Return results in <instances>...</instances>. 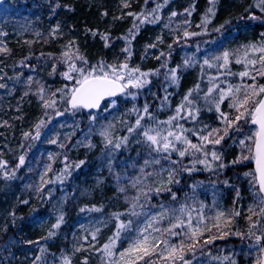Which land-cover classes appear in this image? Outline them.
<instances>
[{"label":"trees","instance_id":"1","mask_svg":"<svg viewBox=\"0 0 264 264\" xmlns=\"http://www.w3.org/2000/svg\"><path fill=\"white\" fill-rule=\"evenodd\" d=\"M7 3L0 6V9H3L2 7L11 8L15 17L22 18L24 21L26 18L29 26L38 28L44 35L37 41L38 43L33 45L34 48L39 47L42 55H50L55 58L53 55H64L73 51L87 62L84 64L82 60L75 57L74 64L77 68L86 67L91 70L92 66L99 65L101 62L105 65L116 66L127 63L129 69L138 68L140 72L149 74L145 78L148 83L137 88L135 99L129 100L126 94L114 99L116 107L119 106L121 110H127L130 113L127 114L129 116L127 126L120 131L112 132L113 144H103L99 140V136H95L90 141L91 146L82 145L75 149H72L71 146L64 148L63 144L59 146L58 141L56 146L52 144V147L57 149V157L47 174V180L52 183L49 188H40L36 192L29 190L30 188L22 189L20 187L21 174L18 173L16 177L7 173L5 176L0 174V264H59L63 257L73 258V262L76 264H105L103 259L106 261V258L100 257L102 248L109 242V238L118 231L117 224L128 225L129 221L132 224L133 204L129 205L122 193L125 191L122 187L127 183L124 182L127 178L122 182L123 178H116V173L112 175L111 179L107 177V174L99 181L89 177V173L97 165V158L107 151L111 152L114 162L113 170L117 171L118 175L120 169L123 174L126 173L129 163L134 164L139 153L147 152L149 149V147H143V143L138 137H143V127L132 133L136 135L135 142L132 141L133 135L127 131L129 126L135 125L137 119L138 114L132 111L133 108L139 110V115L144 116L142 125L155 126L154 121L144 113L145 105L148 106V112L155 118V121H165L164 116L171 109V105L178 99H184L190 92L189 99L192 104L189 116L181 123L173 121L172 126L161 124L160 128H173L176 124L182 125L185 130L182 134L194 144L200 143L199 135L202 134V130L203 134L207 135V131L211 129H220V133L213 136V139L219 138V135H223L225 127L222 120L218 119L220 113L216 111L214 104L206 106L202 101L207 85H210V80L200 75L193 67L178 75L179 85L175 88L172 87L171 82L167 80L168 74L160 70V65L165 64L167 60L172 62H169L170 64L177 63L179 59V52H176L178 43L169 40L172 45L165 48L170 45V43L166 45L165 41L169 35L162 30L158 23L156 19L158 15L156 11L153 12V9H157V5L153 7L151 0H12L11 3ZM159 3L163 5L161 8L169 4L174 5L176 9L184 7V10H196L195 13L198 15L195 17L202 14L211 4L210 0H168L167 4L161 0ZM150 10L152 11L151 15H149ZM254 12L256 13V11ZM145 17L148 20H155V22L146 21L141 24L140 20ZM243 23L239 32L233 31L232 37H236L244 46L250 42L255 45H264V28L249 29L248 24ZM134 24L139 25L138 29L133 27ZM9 31L0 26V33H3L7 42L5 53L11 55L5 56L3 53L0 72H3L6 84L14 88L16 95L21 96L25 116L21 120L13 119L8 128H2L4 134L0 141V149L2 148L5 151L2 153L6 155L12 152L20 155L23 151V147L20 148V136L25 130L32 131L34 129L28 127L38 118L40 106L30 92L25 95L19 93L20 83L27 73L26 67H32L33 64L20 66L17 71L13 72L18 61L25 63L28 56L34 55L29 53L32 48H29V42L23 41V38H15L14 35H10L8 38ZM240 31L244 33L241 34ZM102 36L106 39H102ZM230 36L226 35L225 41L229 40ZM13 60L14 65H12ZM259 64L261 63L259 62ZM69 67H64L63 70L50 69L49 85L55 84V90L61 89L58 83H69L68 89L75 86L78 73L69 72ZM64 73H68L73 79H67L63 75ZM56 77L57 80H55ZM209 78L214 80V76ZM167 83L170 85L171 93L165 89ZM229 84L230 82L227 85ZM260 84H264V76L257 81V85ZM127 90L128 88L125 93L131 92ZM217 92L219 89L212 91L210 98H216ZM9 96L10 94L7 95L8 98ZM227 100L220 104V110L234 119L232 111H228L225 107ZM157 102L160 103L158 108L156 107ZM161 102L167 106L161 105ZM107 104L108 102L104 103L102 108ZM64 109L66 110L64 113L65 122L70 127L76 124H80L81 127L82 125L96 127L101 122V118L96 115L100 114L98 112L101 109L96 112H87L82 108L72 110L68 108L66 102ZM73 114L77 118L72 121L71 115ZM192 116H195V119H192ZM205 125L208 126L207 129L204 128ZM162 130V134L166 135L167 131ZM172 131L175 132V130ZM180 132L179 128L177 133ZM193 132L196 135H193ZM236 134L237 131L231 128L228 129V135L224 136L220 144H205V150L215 151L221 157L218 161H213L210 155L206 158L201 152L194 150H189L185 156L181 157L178 151L171 148L168 151L159 152L154 150L156 145L152 148L151 152L159 154L161 158H167L177 169L176 178L169 189L166 192L152 193L150 199L160 201L182 213V218L178 223L169 221L166 227L171 228L173 224L183 221L181 227L172 229L180 235L169 237L170 243L178 247L183 241L182 254L189 264H233V262L241 264L243 253L239 251L237 243L243 241L244 246L247 241L251 240L250 224H255L251 230L256 234L261 235L263 231L261 227L264 225V217H257L251 212H247L251 177L245 176V173L252 171V161L249 160L246 164L233 163L238 160L239 156L238 149L234 146L237 140ZM124 136L128 137L127 142L120 148H115L114 143ZM169 139H173L178 149L182 150L186 147L183 143L174 141L172 137ZM2 153L0 154V164L3 165L2 170L7 172L13 163ZM67 156L73 165L62 164L63 159ZM198 159H207L211 167L208 168L204 164L197 163ZM220 164H223L224 167L221 168ZM6 178L7 180L4 182L3 179ZM214 195L220 197L228 216L220 224L214 225V222H211L212 227L209 232H206L208 230L203 227L204 218L214 217L213 209H211ZM56 198H62V202L60 201L62 213L57 217L63 216V221L59 228H51L44 233L42 238H39L37 232L29 231L30 224L36 223L48 214L51 211V202ZM70 206H75L76 211L71 210ZM78 209H85L97 216L103 215L105 224L96 233L98 250L80 247L75 258L70 255L72 252L70 243L73 241L69 239L68 235ZM95 209H99V211ZM236 212L239 215H234ZM201 216L203 219L199 222L198 238L193 240L190 238L191 229L188 227V222L191 219L193 227H196ZM249 216H252L251 221L248 219ZM258 219L260 223L257 224ZM50 232L55 234L50 236ZM125 233L126 230H122L120 236ZM184 233L188 235L185 236ZM14 240L40 242L39 247L34 246L37 252H34L32 257L24 259L26 256L14 246ZM205 241L210 242L205 243ZM37 257L40 259L38 260ZM153 264H172V261L162 258ZM176 264H181V261L176 260Z\"/></svg>","mask_w":264,"mask_h":264},{"label":"rangeland","instance_id":"2","mask_svg":"<svg viewBox=\"0 0 264 264\" xmlns=\"http://www.w3.org/2000/svg\"><path fill=\"white\" fill-rule=\"evenodd\" d=\"M160 1L161 0H151V5L153 7L158 4L160 5ZM11 2L12 0H8L7 4ZM257 4L258 0H218L214 5L211 3L202 14H199L198 17H195L198 15L195 13L196 10L187 9L191 12V15H189L188 12L184 10V7L182 9H176L174 5L169 4L164 8L160 7L156 11V14L159 17L157 20L162 27V30L169 35L166 37L168 39L165 38L166 45L170 43V45L165 48L171 47V41H177L178 43L176 52H179V59L177 63L170 64L172 62L167 60L165 64L160 65V70H163V73L168 74L167 80L171 82L172 87H178V75L185 72L187 69L195 67L200 75H203L210 80V85H207L205 90L206 93L202 98V101L205 102V105L207 106L209 103L206 101L205 95L208 93L209 88H212L213 91L219 89L220 92V89H227L230 85H257V81L262 77L257 74L258 70H261V64H259L260 57L264 56V52H261L259 49L264 47V45H255L250 42L247 46H244L236 37H232L233 31L236 30L239 32V29L243 27V22L248 24L249 29H253V27H258L259 29L264 28V11H262ZM210 7L214 8V15L208 13L207 10ZM2 8L3 9H0V26L2 29L5 27L6 30H11L7 34L8 38L10 35H14L15 38H23V41L26 40L29 42V48H32V51L29 53L34 55L28 56V60L25 63L18 61L13 72L17 71L20 66L23 67L27 64H33L32 67H26L27 73L20 83L21 88L19 93L25 95V93L30 92L32 96H34L36 103L38 102L40 110L38 111V118L36 121L28 127L34 129L32 131L25 130L20 136V148L23 147V151H21L22 153H20V155H16L15 152L6 155L3 154L5 151H3L2 148L0 149V154L3 152L2 155L7 156L6 158L12 160L13 163L9 169L7 168V172L2 170L3 165L0 164V174L5 176V173H7L10 176L16 177L19 173L22 176L20 187L22 189L30 188L29 190L36 192L40 188H49V185H52V183L47 180V174L57 157V149H54L52 144H55L56 146V142L58 141L59 146L60 144H63L64 148H66V146H71L72 149H75L82 147V145L91 146L90 141L95 136H99V140L103 142V144H106L107 141L101 133L107 130L109 138L111 139L112 132H115L116 130L120 131L127 126L129 121V116L127 114L130 112L127 110H121L119 106L116 107V104L110 106L112 105V102H108L106 107H103L98 112L100 114H96L101 118L99 126L93 127L91 125H82L81 127L80 124H76L70 127L69 124H66V118L64 117L66 110L64 109V104L68 97H66V95L60 90L68 91L72 86L68 89V87H70L69 83H58L61 89L55 90V84L52 86L49 85L50 78L48 77H50V69L63 70L64 67H69L74 64V59L77 57L76 53L70 51L68 54L64 55H53L55 58L50 55H42L39 47L34 48L33 46L44 36L41 34L40 30L38 28L36 29L34 26H29L26 18L24 21L22 18L15 17L11 8ZM253 10L256 11V13ZM151 12L152 11L150 10V13ZM173 12H176L177 15L172 16ZM206 15L208 16L209 23L203 25L202 19ZM251 17H256V19H252ZM221 25H223V27H221ZM216 29H219V31H216ZM185 32L189 33V35L186 36ZM240 33L242 34L244 32L240 31ZM226 35H231L230 39L227 41H225ZM223 40L224 42H222ZM6 44V37L4 38L3 33H0V49H5ZM225 52L229 54L226 64L223 59V54ZM3 53H5V51H0V69H2L1 60L3 59ZM7 55L11 56L9 53H5V56ZM188 57H193V61L190 65L186 66L184 61ZM215 57H220V59L217 60ZM205 59L209 61L212 65L211 67L204 63ZM237 60H239L240 63H237ZM250 61H256V63L252 64ZM12 65H14V60ZM221 65L224 66L221 67ZM172 69H176L177 80L175 83L172 81L170 71ZM244 71H247L249 75L241 77L239 73ZM210 76H214V80H211L209 78ZM251 77H255V81H253ZM55 80H57V77ZM228 82H230L229 85H227ZM0 84L4 85V87H0V141H2V135L4 134L2 128H8L15 118L17 120L23 119L25 111L23 109V102L20 99L21 96H18L19 94L16 95L14 88L6 84L3 72H0ZM165 89L171 93L169 91L170 85L168 83L165 85ZM127 91H131L129 93L134 94V97L133 95H127L129 100H133L137 97V88L128 87ZM219 92L215 95L216 99L219 98ZM8 94H10L9 98L7 97ZM240 95H243V93ZM208 99H211L210 94ZM224 100H227L225 103L226 109L232 111L234 116H236L238 113H236L234 109L229 108V98L226 97ZM46 101L49 103L54 102L53 106L46 107ZM223 101L220 104H222ZM181 104H183L184 107L179 114H177V107ZM161 105L167 106V104H163L162 102ZM156 107H160L159 102L156 103ZM57 112L62 114L57 115ZM189 113L190 105L184 101V99H178L171 105V109L166 113L164 119L165 121H168L170 117L175 116L176 119L173 121L181 123L189 116ZM71 117L72 121L77 118L75 114L71 115ZM42 121L43 123H41ZM239 124L240 131H237V134L235 135L237 140L234 145L238 149V158L248 154L246 150L241 147L240 141L245 139L246 135H250L253 128L251 125L244 124L243 121H240ZM37 125H40V135L38 139H33L37 134ZM170 128L171 127H163L162 129L168 131ZM171 130L177 132L179 128L173 127ZM25 133H28L29 135L25 137ZM131 135H133L132 141L135 142L136 135L132 133ZM138 137L142 141L143 147H149V149L147 152L139 153L134 164L129 163L126 173L123 174L122 169H120V174L118 175L117 171L113 170V154L108 151L97 158V165H95L89 173V177H93L97 181L102 180L107 174V177L111 179L112 175H115V173L116 178H123L122 182L127 178V180L124 181L127 183L122 187L125 191H122V193L128 204H133V213H136V215H133L130 228H128L126 233L120 236L116 241L113 255H107L104 248H102L103 250L100 253V257L106 258V261L103 259L105 264H113V261H116L117 264H153V262L161 260L162 258L166 259L168 256L166 245L160 243L161 241L166 240L171 244V239L169 237L171 235L169 232L165 231L166 229H169L166 225L169 221L178 223L182 218L181 212L175 211L174 208L167 206L160 201H152L150 199L152 193L166 192L169 189L170 185L176 178L177 169L167 158H161L159 154L151 152L155 145H151L150 142H147L145 137ZM52 141H55V143ZM21 156H24L25 162L23 165L17 167ZM156 161H159V163H156ZM248 161L249 160H240L239 162L246 164ZM62 164L73 165L69 162L68 156L63 159ZM170 172L172 173L171 182H169ZM3 180L6 182L7 178ZM7 183L10 184L9 182ZM249 193L250 201L247 212H250L249 209L251 207L254 212L258 213L260 205L253 195L252 188H249ZM60 201L62 202V198H56L53 200L50 207L51 211L36 223L32 222L29 231L37 232L38 237L42 238L44 233L52 228V224L56 223L58 218L57 215L62 213L60 209ZM70 207H72L71 210L76 211L75 206ZM211 209H213L214 217L204 218L203 227L205 230H208L206 232H209L211 229V222H214V225L217 223L220 224L228 216L225 205L219 196L216 197L214 195ZM220 212H223L224 216L218 217V213ZM150 222L153 224L154 228L160 229V231H154L153 228H148L147 226ZM104 224L105 218L103 215L97 216L85 209H83V211L78 209L75 213V219L73 220V225L68 235V237H70L69 239L73 241L70 243L72 249L70 255L75 256L80 247L88 249L94 248V251H97L99 247L96 244V233L102 229ZM261 228L264 231V225ZM141 229H146L145 234L149 236V240L153 245L150 255L143 256V259H137V256L142 255V253H126L125 258L122 259L120 253L124 252L125 249L129 247V243L137 238L139 230ZM254 239L255 237L252 236L251 240L247 241L244 246L243 241L237 243L239 244V251L243 253L241 264H258V261L263 259L264 253L260 251L258 246H254ZM14 242V246L19 248L20 253L26 256L24 257L25 259L27 257H32L31 255H33L34 252H37V249L34 246L39 247L40 241L23 242L20 240H14ZM97 255L99 254L97 253ZM76 257L77 256H75V258ZM65 258L66 257H63L59 264H64ZM67 259L69 264H76L73 262V258L67 257Z\"/></svg>","mask_w":264,"mask_h":264},{"label":"snow or ice","instance_id":"3","mask_svg":"<svg viewBox=\"0 0 264 264\" xmlns=\"http://www.w3.org/2000/svg\"><path fill=\"white\" fill-rule=\"evenodd\" d=\"M164 3L167 4L168 0H164ZM210 3L214 5L215 0H210ZM127 6V5H125ZM163 5H157V9H153V12L157 11ZM258 7L264 11V0H258ZM191 15L189 10H185ZM208 13L214 15V8L210 7ZM151 15V13H149ZM177 13L173 12L172 16H176ZM252 19H256V17H251ZM159 19V17H156ZM154 23L155 20H148L147 17L140 20V23L143 24L144 22ZM209 23L208 16L206 15L202 19V24L207 25ZM227 23V22H226ZM134 28L139 27V25L134 24ZM223 27V25H221ZM219 31V29H216ZM94 35L96 33H93ZM185 35H189V33L185 32ZM102 39H106V37L102 36ZM154 46V45H152ZM261 52H264V47L259 49ZM0 51H5V49H0ZM127 51V49H125ZM228 53L225 52L223 54V59L225 64L228 61ZM76 59L82 60L83 58L77 56ZM215 59L219 60L220 57H215ZM193 61V57H188L185 59L184 63L186 66L190 65ZM84 64H87L86 61H83ZM205 64H208L209 67L212 65L209 63L207 59L204 61ZM237 63H240L237 60ZM250 63L255 64L256 61H250ZM261 63V70H258V75L264 76V56L260 57ZM224 65H221L223 67ZM172 81L173 83L176 82V69H172ZM69 72H76L78 73V77L75 79V86L72 87L70 90H60L68 97L67 104L70 106L72 110H78L80 108H97L100 106V102L105 97H114L117 93H125V89L128 87L132 88H140L143 87L145 84L148 83V80L145 79L149 74L140 72L138 68L136 69H129L127 63L120 64L119 66L116 65H105L101 62L99 65L92 66L91 70L86 67L77 68L75 64L70 65ZM139 73V75H137ZM67 79H73V77L69 76L68 73L63 74ZM239 75L241 77L248 76L249 73L247 71L240 72ZM253 81H255V77H251ZM0 87H4L3 84H0ZM213 91L212 88L208 89V93L205 95V99L209 104H214L216 107V111L220 113L218 119H221L224 124V131L223 135H219V138L213 139L214 134H219L220 129H211L207 131V135L202 134L199 135V144L192 143L187 136H184L182 133L185 131L182 125L176 124L174 127H178L181 129L180 133L174 132L172 130H168L166 135H163V130L160 128L161 124H167L172 126V121L176 119L175 116L170 117L168 121H155V118L151 116L148 112V106L145 105L144 113L145 115L149 116L150 119L154 121L155 126H144L142 125V120L144 116L139 115V110L133 108L132 111L137 112V119L135 121V125L129 126L127 131L131 134L135 132L137 129L143 127L144 131L142 133L143 137H145L147 142H150L151 145H156L157 147L154 149L155 151H168L170 148L172 150L178 151L181 157L185 156L189 150H194L195 152H201L204 157L211 156L213 161H218L221 157L215 152L211 151L208 152L205 150V144H220L221 140L224 139V136L228 135V129L234 128L236 131H240V124L238 122L243 121L246 125L253 126L250 135H246L245 139L240 141V145L242 148L246 150L248 153L247 155H243L242 157L238 158L237 161H233V163H237L240 160H250L254 162V169L251 172H246L245 176H250L251 179L249 181L251 188L253 190V195L256 198L258 204L260 205L259 212L256 213L250 207L249 211L256 215L257 217H264V84L260 85H237L232 86L230 85L227 89H220L219 98H212L208 99L209 94ZM243 93V95H240ZM126 95H133L132 93H125ZM189 95L184 97V101H186L189 105L192 104V101L189 99ZM229 98V108L234 109L236 113H238L234 119L231 118L228 114L221 112L220 110V103L225 99ZM53 103L45 102L46 107H52ZM115 105V101H112V105ZM184 105L181 104L177 107V114L183 109ZM57 115H61L62 113L57 112ZM192 119H195V116H192ZM43 123V121L41 122ZM39 128L40 125H37V134L33 139L39 138ZM205 129L208 128L207 125L204 126ZM29 134L25 133V137ZM102 136L105 137L107 144H113V140L109 138L107 130L101 133ZM193 135H196L193 132ZM170 137L174 138V141L183 143L186 145L184 149H178L176 144L173 142V139H169ZM128 140L127 136L121 137L114 143L115 148H120L122 144H125ZM55 143V141H52ZM247 142V143H246ZM107 146V145H106ZM25 162L24 156L19 158V164L23 165ZM197 163L204 164L206 167L210 168L211 165L208 163L207 159H198ZM83 163V162H81ZM147 163V161H146ZM159 163V161H156ZM221 168L224 167L223 164L219 165ZM191 171V170H189ZM172 180V173H169V182ZM239 194V193H237ZM25 203H27L25 201ZM99 211V209H95ZM83 211V209H81ZM136 215V213H133ZM234 215H239L238 212L234 213ZM224 216L223 212L218 213V217ZM203 217L201 216L197 221L196 227H193L191 219H189L188 227L191 229V239L196 240L198 238L197 234L200 231L199 229V222L202 220ZM249 221H251L252 216L248 217ZM63 221V216H59L57 218L56 223L52 224V228L56 229L59 228L61 222ZM256 223H260L258 219ZM183 225V221L179 224H173L171 228L166 229L165 231L169 232L170 235H180V233L172 231L173 228H179ZM131 226V221H129L128 225L123 223L117 224L118 231L114 234L113 237L109 238V242L104 245V251L107 255H113V249L116 246V241L120 238V234L122 230H127ZM148 228H153L154 231H160V229H156L153 227V224L150 222L147 226ZM255 227V224H250V236H254V246H258L260 251L264 253V231H262L261 235H256L254 231L251 229ZM146 229L139 230V234L136 239L132 240L129 243V247L125 249L124 252L120 253V257L123 259L125 258L126 253H142V255H138L137 259H143V256L150 255V252L153 248L152 243L149 240V236L145 234ZM55 233L50 232V236L54 235ZM238 234V233H237ZM187 236V233H184ZM210 241H205V243H209ZM166 245L168 256L166 257L172 264H176V260L181 261V264H189L187 260L184 259L183 256V241H181V245L178 247L174 244H169L168 241H161ZM43 251V249H41ZM39 260L40 257H37ZM64 264H69L67 258H65ZM113 264H117L116 261H113ZM234 264V262H233ZM258 264H264V260L258 261Z\"/></svg>","mask_w":264,"mask_h":264},{"label":"water","instance_id":"4","mask_svg":"<svg viewBox=\"0 0 264 264\" xmlns=\"http://www.w3.org/2000/svg\"><path fill=\"white\" fill-rule=\"evenodd\" d=\"M7 0H0V5H3ZM124 93H117L116 96L114 97H105L101 102H100V106L97 107V108H83L84 110L88 111V112H94V111H97L101 108V106L103 105L104 102L106 101H109L111 99H115V98H118L119 96L123 95ZM68 107L70 108V106L68 105ZM71 109V108H70ZM255 165H254V162L252 163V168L254 169ZM264 260V257L263 259Z\"/></svg>","mask_w":264,"mask_h":264}]
</instances>
